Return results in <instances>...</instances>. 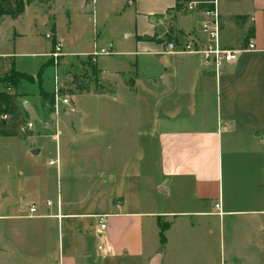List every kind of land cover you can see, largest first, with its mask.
<instances>
[{"label":"rangeland","instance_id":"obj_1","mask_svg":"<svg viewBox=\"0 0 264 264\" xmlns=\"http://www.w3.org/2000/svg\"><path fill=\"white\" fill-rule=\"evenodd\" d=\"M218 3L220 12L231 10L224 0ZM53 4L57 28L66 38L65 45L61 42L63 53L70 46L86 53L94 46H106L116 54L97 57L95 71L79 64L88 57L85 52L66 54L56 62L43 57L44 63L37 71L22 72L26 78L16 90H8L16 93L32 135L0 136V264H58L70 246L77 255V264H144L142 260L108 253L105 231L98 229L95 218L78 219L71 227V219L54 218V205L58 198L76 197L80 211H103L110 199L123 196L130 203L139 202L143 210H152L162 198L157 134L170 123L159 119L169 102L178 97L164 89L162 81L152 83L173 63L169 56L157 53L161 43L152 40L167 41L164 31L174 27L175 14L169 11L156 17L158 31L140 46L125 38L134 30V17L128 11L112 13L109 0H88L87 4L83 0H55ZM67 9L71 12L72 34L68 31ZM49 12L30 6L17 20L8 19L0 25V50L14 48L17 69L35 70L38 66L41 57L33 53L39 52L47 39L44 33L50 27L43 25V19ZM198 12L189 6L182 11L193 17L200 30ZM233 20L234 25L240 23L239 18ZM139 24L137 21V30ZM223 35L226 41H234L232 29L227 28ZM70 63L74 68L69 67ZM68 73L87 74L91 92L69 95L64 84ZM131 79L135 80L133 87ZM94 81L101 87L97 93ZM41 93L58 94L53 110L43 107ZM61 95L69 104L62 103ZM67 110L72 111V118L64 114ZM51 159L56 163L50 165ZM47 201L52 202V210L47 209ZM32 203H38L40 209L29 216ZM160 221L166 222L162 217ZM227 222L223 235L217 230L209 239V257L218 258V264L219 260L230 264L226 253L234 232ZM242 222L235 228L250 235L252 232L243 228ZM144 226L146 244L154 243L152 224L147 220ZM154 229L158 231L156 226ZM80 240L87 245L89 258L81 256Z\"/></svg>","mask_w":264,"mask_h":264},{"label":"crops","instance_id":"obj_2","mask_svg":"<svg viewBox=\"0 0 264 264\" xmlns=\"http://www.w3.org/2000/svg\"><path fill=\"white\" fill-rule=\"evenodd\" d=\"M54 2L34 0L17 18L3 16L0 19V25L8 19L17 20L30 6L51 11L43 19V25L50 27L44 36L50 33L52 38L45 39L41 50L33 53L41 57L35 70L17 69L14 48L0 50L1 57L14 59L17 71H37L44 63L43 57L50 59L48 53L56 40L65 45L66 38L56 25ZM224 2L231 6V10L222 13L216 0L221 45L240 47L252 38L256 51L241 53L234 63L222 67L218 74L205 68L196 56L165 54L173 63L164 68L152 83L158 85L162 81L161 86L176 93L178 99L169 102L168 109L159 119L170 123L157 134L158 187L162 196L159 202L154 203L152 210H143L139 202L130 203L120 196L116 200L110 199L103 211H80L76 197L59 199L62 218L71 219V227L76 226L78 219L93 217L97 220L98 229L105 231L108 253L112 255L142 260L144 264H218V258L209 257V239L217 230L223 235L228 219L227 223L234 232L226 253L229 263L262 264L264 260V0ZM83 3L87 4L88 0ZM109 4L112 13L119 15L128 11L131 18L134 17V30L125 34V38L143 46L158 31L156 17L171 12L175 0H109ZM66 12L68 31L72 34L71 12L69 9ZM172 12L175 14L174 27L167 33L164 31V36H175L177 42L191 36L204 39L191 15ZM198 16L201 22L205 19L204 13L198 12ZM233 16L239 18L238 25H234ZM137 21L140 22L139 30ZM227 28L233 30L235 42L230 43L224 38ZM35 33L38 34L37 28ZM14 35L19 37L20 33L14 29ZM152 41L161 43L162 47L166 43L160 38ZM86 51L70 46L65 50V56ZM134 83L135 80L130 83L131 87ZM64 114L72 118V111L67 110ZM258 128L260 132L257 133ZM32 204L40 209L38 203ZM101 216L104 229L98 224ZM157 217L169 223L164 232V245L159 242ZM233 218L242 219L235 222ZM147 220L156 236V241L150 244L145 242ZM241 222L243 228L252 232L250 235H243L235 228ZM79 245L81 256L89 258L87 245H83L82 240ZM219 262L222 264V260ZM77 263L72 246L58 260V264Z\"/></svg>","mask_w":264,"mask_h":264},{"label":"trees","instance_id":"obj_3","mask_svg":"<svg viewBox=\"0 0 264 264\" xmlns=\"http://www.w3.org/2000/svg\"><path fill=\"white\" fill-rule=\"evenodd\" d=\"M33 1L34 0H0V19L3 16L17 18L23 14L25 6ZM214 1L215 0H175L174 7L171 11L182 12L188 6H192V8L196 9V11L205 13L214 8ZM145 39L148 38L145 37ZM175 39L176 37H173L172 35L165 36V40L167 41ZM48 62L50 64L51 60ZM79 64L91 68V71L97 70V65L89 56L86 57L84 61H80ZM69 67L74 68L72 63L69 64ZM24 78H26V75L16 70L14 59L12 57L0 56V136L26 137L32 135L26 116L17 102L16 93L8 91L9 89L16 90ZM129 83L133 84V80L131 79ZM64 84H66V87L68 88L66 91L69 92V95L91 92L92 86L90 85V80L87 74H81L78 76L76 74L68 73V75L64 78ZM93 88L94 92L97 93L101 87L98 85L97 81H94ZM40 97L43 107H48L49 110H53L55 100L53 93L50 95L48 93H41ZM156 221L159 229V242L161 245H164V232L168 228L169 223H162L159 217L156 218Z\"/></svg>","mask_w":264,"mask_h":264},{"label":"built area","instance_id":"obj_4","mask_svg":"<svg viewBox=\"0 0 264 264\" xmlns=\"http://www.w3.org/2000/svg\"><path fill=\"white\" fill-rule=\"evenodd\" d=\"M192 8V6H189ZM205 19L201 22L200 31L204 35V39H200L197 36H191L189 40L183 42L177 41H168L164 44L159 54H174V55H192L196 56L199 62L207 69H210L214 74H218L220 69L226 65L232 64L236 61L238 56L241 53L253 52L256 51L255 42L252 38H249L245 45L240 47H228L223 46L219 40L220 34V18L216 10V0L214 1V8L211 11L205 12ZM47 39H51L52 35L47 33L45 35ZM116 52L112 51L110 48L105 47H95L93 51L86 53V56L91 57L95 60L99 56L103 55H112ZM48 56L53 61H58L61 57L65 56V53L62 51L61 41L56 40L51 47V51L48 53ZM55 101L58 99V94H55ZM61 101L63 104H69V101L66 97L61 95ZM55 160H50L49 164L56 163ZM46 206L51 209L53 204L51 201L46 202ZM215 207H218V204H215ZM56 213L53 215L55 218L60 220L62 214L60 212V200L57 199V202L54 205ZM37 212V207L35 205H30L28 208L29 216H32ZM98 224L100 229L105 228V222L102 219V216L99 217ZM100 248V247H99Z\"/></svg>","mask_w":264,"mask_h":264},{"label":"water","instance_id":"obj_5","mask_svg":"<svg viewBox=\"0 0 264 264\" xmlns=\"http://www.w3.org/2000/svg\"><path fill=\"white\" fill-rule=\"evenodd\" d=\"M262 264H264V260H263Z\"/></svg>","mask_w":264,"mask_h":264}]
</instances>
